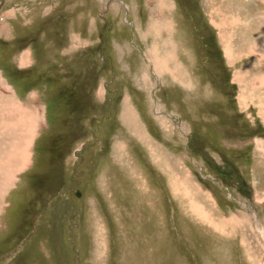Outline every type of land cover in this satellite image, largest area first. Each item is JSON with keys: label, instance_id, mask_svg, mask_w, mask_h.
Returning <instances> with one entry per match:
<instances>
[{"label": "rangeland", "instance_id": "rangeland-1", "mask_svg": "<svg viewBox=\"0 0 264 264\" xmlns=\"http://www.w3.org/2000/svg\"><path fill=\"white\" fill-rule=\"evenodd\" d=\"M136 1L0 0V264H264V0Z\"/></svg>", "mask_w": 264, "mask_h": 264}, {"label": "crops", "instance_id": "crops-1", "mask_svg": "<svg viewBox=\"0 0 264 264\" xmlns=\"http://www.w3.org/2000/svg\"><path fill=\"white\" fill-rule=\"evenodd\" d=\"M125 1H126V3H128L130 8L137 7V1L136 0H125ZM236 3H237V0H228V2H225V4L222 7L228 9V8H231L230 5L233 6L234 4L236 5ZM237 5H239V4H237ZM234 8H231V9H234ZM255 25H256V23H255V21H253L252 27H245V28L242 27V31H243L244 35H246L247 37H249V36L253 37L255 35V33H256V30H254V28L256 29ZM239 28H241V27H239V26L233 27V26H230L227 23H225V24L221 25L220 31L222 32V35L224 36L223 38L226 41V40H229V39H233V37L236 36V33L239 30ZM217 32L218 31L215 30L214 33H209V34H210L211 37H212V34H213V37H214L215 41H217V43L219 45L218 51L220 49V51H221L220 54L223 56L225 48L220 46L221 42H219V41L221 39L219 37V33H217ZM28 56H29V54L26 51L19 57V62H21V65L27 62Z\"/></svg>", "mask_w": 264, "mask_h": 264}, {"label": "bare ground", "instance_id": "bare-ground-1", "mask_svg": "<svg viewBox=\"0 0 264 264\" xmlns=\"http://www.w3.org/2000/svg\"><path fill=\"white\" fill-rule=\"evenodd\" d=\"M163 2H167V0H159V3H158V5H159V7L160 8H162V7H166V4L165 3H163ZM157 5V6H158ZM167 6L169 7V8H167L168 10L170 9V5L169 4H167ZM165 26V25H164ZM166 28V27H165ZM168 28V27H167ZM157 43V42H156ZM154 46V45H153ZM155 48H157V47H155ZM152 49V48H151ZM173 49V48H172ZM153 50V49H152ZM154 51V50H153ZM168 52V51H167ZM153 53V52H152ZM154 53H155V51H154ZM156 54V53H155ZM153 56V55H152ZM172 56V55H171ZM162 57V56H161ZM153 58H155L154 60H153V63H154V66H155V69H156V71L158 72V74L159 73H161V71L162 70H164V69H167L166 68V65H165V63L162 61V60H160V58H159V56L158 57H154L153 56ZM164 58H166V57H164ZM167 61H169V60H167ZM169 68V67H168ZM179 68L177 67V65L175 66V68H174V70H170V73L171 74H173V76L174 77H179V76H181V75H179V74H177V70H178ZM175 74V75H174ZM181 74V73H180ZM147 77V76H146ZM147 79V78H146ZM177 79V78H176ZM147 82V81H146ZM131 107V106H130ZM126 108V107H125ZM129 108V107H128ZM133 109V108H132ZM128 111V110H127ZM135 116V115H134ZM133 115H131V112L128 114L127 112L123 115V117H124V119L125 120H135L136 121V118L134 117ZM128 121V122H129ZM130 123V122H129ZM25 133H28V132H25ZM30 135V134H29ZM29 135H27V137H29ZM29 139V138H28ZM23 140H26V139H24V137H23ZM260 143V142H259ZM10 180V179H9ZM191 206V205H190ZM192 207V206H191ZM195 207V206H194ZM198 208V207H197ZM200 209V208H199ZM194 210V209H193ZM196 210V209H195ZM201 210V209H200ZM196 212H199V211H196ZM195 212V213H196ZM256 215V214H255ZM236 221V220H235Z\"/></svg>", "mask_w": 264, "mask_h": 264}, {"label": "trees", "instance_id": "trees-1", "mask_svg": "<svg viewBox=\"0 0 264 264\" xmlns=\"http://www.w3.org/2000/svg\"><path fill=\"white\" fill-rule=\"evenodd\" d=\"M106 108H109L108 104L106 105Z\"/></svg>", "mask_w": 264, "mask_h": 264}]
</instances>
